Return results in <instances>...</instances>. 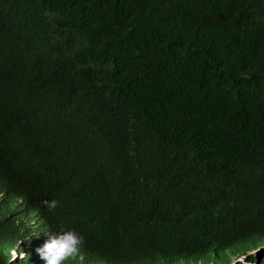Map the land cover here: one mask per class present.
Returning <instances> with one entry per match:
<instances>
[{"label":"trees","instance_id":"16d2710c","mask_svg":"<svg viewBox=\"0 0 264 264\" xmlns=\"http://www.w3.org/2000/svg\"><path fill=\"white\" fill-rule=\"evenodd\" d=\"M0 198L113 264H264V0H0Z\"/></svg>","mask_w":264,"mask_h":264},{"label":"clouds","instance_id":"9594fccd","mask_svg":"<svg viewBox=\"0 0 264 264\" xmlns=\"http://www.w3.org/2000/svg\"><path fill=\"white\" fill-rule=\"evenodd\" d=\"M1 201L0 198V203ZM41 203L49 212L55 211L59 204L55 199L43 200ZM0 225L19 231V237L12 245L15 248L11 250L12 259L9 264H13L18 258L28 264H111V260L99 257L96 249L86 243L84 237L75 230L61 228L51 236H44V231L34 218L33 211H29L26 222H20L9 219L6 211L0 208ZM16 248L21 251L18 252ZM250 255L257 256L249 253L238 256L235 260L241 259L238 264H247ZM234 257L236 255L232 257L231 264L234 262Z\"/></svg>","mask_w":264,"mask_h":264},{"label":"rangeland","instance_id":"374dc122","mask_svg":"<svg viewBox=\"0 0 264 264\" xmlns=\"http://www.w3.org/2000/svg\"><path fill=\"white\" fill-rule=\"evenodd\" d=\"M18 235H19L18 229L6 228L3 225H0V245H2L5 248V250L6 248L11 247L14 244L15 239L19 237ZM20 239H22V237ZM236 258H238V256L233 258L234 259L233 264H238V262L241 260V259L235 260ZM244 258L245 257H243V259Z\"/></svg>","mask_w":264,"mask_h":264},{"label":"bare ground","instance_id":"6f19581e","mask_svg":"<svg viewBox=\"0 0 264 264\" xmlns=\"http://www.w3.org/2000/svg\"><path fill=\"white\" fill-rule=\"evenodd\" d=\"M14 248L15 247L11 246V247L6 248V250H5V248L2 245H0V259L2 261H4L5 264H9V261L12 259L11 258V250ZM16 249L18 252L21 251L18 248H16ZM13 264H28V263L25 262V260H20L18 258L16 261L13 262ZM111 264H113V263H111ZM158 264H167V263H165L164 261H161ZM179 264H181V263H179Z\"/></svg>","mask_w":264,"mask_h":264}]
</instances>
